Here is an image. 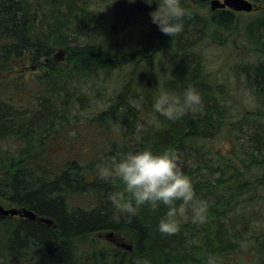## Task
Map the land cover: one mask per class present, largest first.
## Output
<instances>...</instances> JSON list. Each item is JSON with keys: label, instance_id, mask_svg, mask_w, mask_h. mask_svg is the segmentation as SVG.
<instances>
[{"label": "trees", "instance_id": "16d2710c", "mask_svg": "<svg viewBox=\"0 0 264 264\" xmlns=\"http://www.w3.org/2000/svg\"><path fill=\"white\" fill-rule=\"evenodd\" d=\"M122 2L0 0V204L51 221L0 219L1 263L264 264V8L242 22L184 0L190 15L169 36L151 21L155 3ZM226 45L243 50L232 81L206 55ZM113 71L110 99L92 101V82ZM189 85L201 93L198 111L175 121L155 112L158 91ZM145 147L177 151L207 201L204 220L181 201L175 233L158 229L164 204L113 219L109 196L123 184L96 165Z\"/></svg>", "mask_w": 264, "mask_h": 264}, {"label": "clouds", "instance_id": "9594fccd", "mask_svg": "<svg viewBox=\"0 0 264 264\" xmlns=\"http://www.w3.org/2000/svg\"><path fill=\"white\" fill-rule=\"evenodd\" d=\"M134 3L135 0H129ZM147 5L155 3V9L149 12L152 23L160 31L168 34L180 33L184 28V18L190 15V9L184 0H143ZM202 97L200 91L189 85L182 91H158L152 107L156 113L168 120H178L187 113L200 109ZM179 156L175 149L166 148L154 152L150 147L139 150L122 151L119 156L97 163L98 175L105 179H118L123 187L114 191L109 199L113 205V219L119 221L122 215H135L144 204L152 208L160 204L168 206V211L160 218L158 229L163 233H175L179 230L176 219L177 201L184 206L192 205L199 220H204L207 201L196 198L191 178L178 163ZM207 264H216L209 257Z\"/></svg>", "mask_w": 264, "mask_h": 264}, {"label": "rangeland", "instance_id": "374dc122", "mask_svg": "<svg viewBox=\"0 0 264 264\" xmlns=\"http://www.w3.org/2000/svg\"><path fill=\"white\" fill-rule=\"evenodd\" d=\"M190 1H191L192 5L195 6L196 1H193V0H190ZM248 1H251L253 3L254 9L250 13H245V12L237 13L240 15V20L242 22H245L249 19H253L257 15V13L260 10H263V8H264L263 5L257 4L255 2H253L252 0H248ZM121 4H123L125 7L130 6L129 0H123V2ZM129 9H131V8H129ZM238 53H243V50H236V49L231 48V46H228V45L222 46V47H212L206 51V55H208V59H209L210 65H211L210 66L211 70L216 71L217 73L224 72L225 77L231 81H232V78L234 80V76L229 72V70H231V67L234 68L236 66V64L239 62L238 58H236V55ZM59 57L61 58L62 56L60 55ZM243 57L246 58L245 62L254 60V54H252V52H250V51H245L243 54ZM58 59L59 58L57 57L56 60H58ZM17 64L19 65L21 63L18 62ZM157 67H158V65H157ZM18 71H16V73ZM118 80H119L118 72L113 71L111 76L108 73L106 77L103 76V78H100L98 81L95 80L94 82H92V95H91L92 101L94 98L95 99L97 98V100L102 101L103 103L105 101L109 100L110 99L109 97L112 95V88L114 87L115 83ZM240 94L244 98V100H241L243 102V104L248 103V99H250V97H251V94L249 93V91L245 90L244 94H242L241 92H240ZM235 97H239V96L236 95ZM103 107H104L103 104H100L98 106V108H103ZM52 143H53V145L50 147V149L53 148L52 152L62 153V150L65 149V147H63V146H65V144H63V143H59V144H56V143L54 144V142H52ZM91 143H93V141ZM0 229H1L2 233H4L5 226L0 224ZM107 233L108 232H103L102 234L105 235ZM106 239L107 240H104V241L111 246H115L116 243H120V238L116 234L112 237V239L110 238L111 240L109 238H106ZM2 249H3V244H0V264H2L1 263L2 262V259H1L2 258L1 257Z\"/></svg>", "mask_w": 264, "mask_h": 264}, {"label": "water", "instance_id": "95a60500", "mask_svg": "<svg viewBox=\"0 0 264 264\" xmlns=\"http://www.w3.org/2000/svg\"><path fill=\"white\" fill-rule=\"evenodd\" d=\"M198 1L204 2L207 0H198ZM208 2H209V8L211 11L227 8L233 12L249 13L254 9L253 3L248 0H208ZM14 215H18L19 217L28 219V220L37 219L38 221L42 223H46L47 225L51 224V221L49 219L36 217L35 213L29 209H25V208L5 209L0 205V217L1 218L8 217V216L11 217ZM106 237L111 238L112 233H108ZM119 246L127 249L128 251L132 250V246L129 243L121 242Z\"/></svg>", "mask_w": 264, "mask_h": 264}, {"label": "flooded vegetation", "instance_id": "af4514ba", "mask_svg": "<svg viewBox=\"0 0 264 264\" xmlns=\"http://www.w3.org/2000/svg\"><path fill=\"white\" fill-rule=\"evenodd\" d=\"M10 207L21 208V206H10ZM9 219H11V220H13V219H16V220H24V219L20 218L19 216L9 217Z\"/></svg>", "mask_w": 264, "mask_h": 264}]
</instances>
